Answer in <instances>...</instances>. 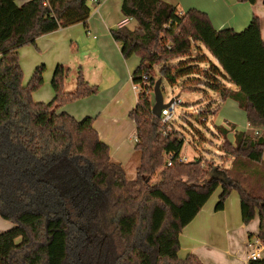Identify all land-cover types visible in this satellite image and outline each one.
Listing matches in <instances>:
<instances>
[{
	"label": "trees",
	"instance_id": "1",
	"mask_svg": "<svg viewBox=\"0 0 264 264\" xmlns=\"http://www.w3.org/2000/svg\"><path fill=\"white\" fill-rule=\"evenodd\" d=\"M16 1L0 0V218L13 225L0 233V264H202L191 254L178 257L179 236L218 186L214 211H222L230 193L237 192L243 225L257 214L256 239L264 243V42L257 17L240 32L216 30L196 9L179 13L163 0H122L121 13L135 27L111 29L110 35L124 59H139L131 80L140 86L128 113L139 160L135 179H127L100 141L94 118L77 121L57 112L96 94L81 73L75 90L65 92L66 71L56 66L55 95L48 104L32 101L44 66L22 85L18 50L42 35L85 24L94 0H29L21 6ZM196 43L220 67L203 70L210 89L220 101L236 102L248 123L245 132L235 133L234 144L226 139L232 126L216 127L232 159L216 174L195 161L182 163L183 140L175 131L163 134L160 118L151 112L157 79L174 85L195 75L184 62L172 61L189 56ZM221 74L235 91L217 81ZM154 177L158 181L152 184Z\"/></svg>",
	"mask_w": 264,
	"mask_h": 264
},
{
	"label": "rangeland",
	"instance_id": "2",
	"mask_svg": "<svg viewBox=\"0 0 264 264\" xmlns=\"http://www.w3.org/2000/svg\"><path fill=\"white\" fill-rule=\"evenodd\" d=\"M27 1L29 0H17L16 5L21 6ZM102 1L94 0L90 4V17L96 13L97 9H100L98 4ZM104 10H109L108 19L106 22L99 19L100 23L98 21L97 28L101 27V30L98 32L91 27L85 28L82 24H76L48 34L36 40L34 45L21 47L18 53L22 85L26 86L37 67L44 66L42 84L32 93V101L48 104L55 95L51 81L56 66L61 65L66 71L63 79L65 92L75 90L77 76L81 73L90 86L96 87V94L66 103L59 107L57 112L67 113L77 121H82L87 117L94 118L96 127L112 154L119 157V163L126 171L127 179H135L139 156L133 151L135 129L128 118V113L136 104V95L140 88L137 87L135 90L129 76L139 65V59L135 56L124 59L109 33V29L117 28V24L111 28L109 26L123 19L119 2L111 3ZM132 25L133 23H130L128 27L131 28ZM93 36L103 44L99 47L92 44L96 42L92 40ZM190 53L191 56L179 58L178 62H184L188 68H192L194 77L185 82H183L184 79L178 78L174 85L161 79L160 89L165 104L174 98L175 100H178V97L182 99L181 106L176 107L177 116L173 118L174 127H172V131L178 132V138L184 141L180 158H185V161L181 162L195 161L200 163L203 170L216 174L227 169L232 159L222 149L224 138L214 127V125L218 126L216 118L214 121V116H210L212 113L210 98L215 99L216 97L204 89H210L208 85L210 77L204 75L203 70L210 66L211 59L205 52H203L205 59L198 57V52L193 48ZM184 63L182 68L185 67ZM159 69L160 66L153 68L156 79L159 78ZM206 72L210 70L207 69ZM179 86L189 87L192 91H203V94L196 93L189 96L181 92ZM150 99L154 104L152 91ZM120 100L123 101L122 106L117 104ZM189 105L203 106L204 113L199 116L189 114L186 109ZM157 181L158 178L154 177L150 183L154 184ZM219 194H221V186L213 191L205 204H210L211 200L217 198ZM19 242L20 239H17L16 243Z\"/></svg>",
	"mask_w": 264,
	"mask_h": 264
},
{
	"label": "crops",
	"instance_id": "3",
	"mask_svg": "<svg viewBox=\"0 0 264 264\" xmlns=\"http://www.w3.org/2000/svg\"><path fill=\"white\" fill-rule=\"evenodd\" d=\"M163 1L170 5H173L179 13H184L189 9H196L205 13L210 19L212 26L216 30L230 28L236 32H240L248 25L252 17H257L260 24V35L264 42V0H256L253 4L248 3L246 0ZM118 2L121 8L122 0H103L101 4H98V7L100 9H97L96 13L92 17H89L86 23L82 25L85 26V28L91 27L93 30L98 32L99 30H101V27L97 28V25L100 23L99 19L101 21L104 20L105 22L108 19L107 12L109 10L107 11L104 9H107V7L111 3L116 4ZM103 10L105 11V17L103 14ZM124 20L128 21L126 27H128L130 23H133L131 28L128 27L129 29H133L135 27V22L133 20L124 17L122 20L118 22L116 21V23H113L109 27L111 28L112 26H115V24H117L118 28L121 26L120 24ZM110 30L111 29H109V33ZM48 34L42 35L36 40H39L42 37L47 36ZM92 40L96 41L92 44H96V46L98 47L100 46V44H103L98 42V38L94 39V36ZM115 44L120 51L119 44ZM194 46L196 47V52H198L199 54L198 57H203L205 59L203 52L208 53L211 59L210 65H214L220 70L217 61L212 58L209 52L202 45L196 43L194 44ZM189 56H191V53L189 54ZM179 60V58L175 59L172 61V63L176 64ZM208 68L209 67L204 69L207 70ZM131 76L132 75L129 76L130 80ZM192 77L194 76H191L189 78L182 77V79H184L183 82L189 80ZM216 79L225 88L233 91L236 90V87L230 84L225 79L224 75L221 74L220 76L216 77ZM179 89L181 90V92L187 93L189 96H193L196 93L200 95L199 91L189 90L191 89L189 87L179 86ZM204 89L214 94V96L216 97L215 99L212 97L210 98L211 108L213 110L212 116H214V121L216 118V123L218 125H214V127H222L226 130H229L232 126L233 131H229L226 139L231 144H234L235 133L243 131L245 132L248 129V123L245 113L238 107V104L236 102L230 99L220 101L218 92L208 88ZM201 92L203 94V91ZM117 104L119 106H122L123 101H117ZM93 126L97 134H99L98 137L100 141L105 144L106 141L101 135V132L97 129L96 122H94ZM133 151L135 152L134 145ZM109 152L111 160L115 163H119V157H116L114 153L112 154L110 148ZM262 160L264 162V149L262 151ZM219 195L214 200H211L210 204H204L200 211L194 216V218L182 229L179 236L180 249L178 251V257L180 259H183L187 255L191 254L196 256L202 264H247L248 255L253 251L254 243L258 241L256 239L259 227L258 216L256 214L255 218L249 224L243 225L241 221L239 197L237 192L235 191H232L226 199L223 210L215 212L214 208L218 201ZM12 226L13 225L10 222L0 218V233L10 229ZM250 235L251 238H249ZM261 259H264V250L261 252Z\"/></svg>",
	"mask_w": 264,
	"mask_h": 264
},
{
	"label": "built area",
	"instance_id": "4",
	"mask_svg": "<svg viewBox=\"0 0 264 264\" xmlns=\"http://www.w3.org/2000/svg\"><path fill=\"white\" fill-rule=\"evenodd\" d=\"M128 23L127 20L122 21V23L120 24L121 26H126ZM120 26V27H121ZM142 81H145V77L142 78ZM133 87L135 88V90L137 89V87H140L139 85H133ZM200 95L202 94L201 91ZM181 99L179 98L178 100L172 99L168 104V107L163 109L161 111V115H160V125H161V129L163 134H167L169 132H172V127H174V121L173 118L177 116V112H176V107L177 106H181ZM203 106L199 107V106H195V105H189L186 106L187 112L191 115H202L203 112ZM212 113L213 110L212 108H210ZM212 113L210 114V116H212ZM203 121H206V119H203ZM184 144V141H183ZM180 161H185V158H179ZM171 165V161L168 160L167 166ZM264 250V243H261L259 241H256L254 243V248L253 251L248 255V261H257L261 259V252Z\"/></svg>",
	"mask_w": 264,
	"mask_h": 264
},
{
	"label": "water",
	"instance_id": "5",
	"mask_svg": "<svg viewBox=\"0 0 264 264\" xmlns=\"http://www.w3.org/2000/svg\"><path fill=\"white\" fill-rule=\"evenodd\" d=\"M161 79H158L156 80L154 86H153V91H152V94H153V99H154V104L152 105V108H151V112L152 114L159 118L160 115H161V111L165 108L168 107V103H164L163 102V98H162V93H161ZM221 181H224V175L221 174L219 175V178Z\"/></svg>",
	"mask_w": 264,
	"mask_h": 264
}]
</instances>
